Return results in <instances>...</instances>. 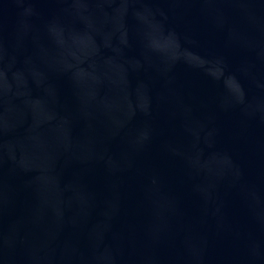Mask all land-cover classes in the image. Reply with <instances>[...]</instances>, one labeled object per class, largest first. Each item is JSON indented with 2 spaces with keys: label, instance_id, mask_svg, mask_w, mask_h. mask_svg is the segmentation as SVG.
Returning <instances> with one entry per match:
<instances>
[{
  "label": "water",
  "instance_id": "1",
  "mask_svg": "<svg viewBox=\"0 0 264 264\" xmlns=\"http://www.w3.org/2000/svg\"><path fill=\"white\" fill-rule=\"evenodd\" d=\"M0 264H264V0H0Z\"/></svg>",
  "mask_w": 264,
  "mask_h": 264
}]
</instances>
